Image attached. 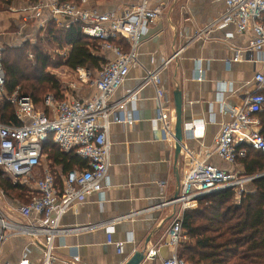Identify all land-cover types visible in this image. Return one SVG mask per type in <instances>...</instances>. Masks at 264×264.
Returning <instances> with one entry per match:
<instances>
[{
  "label": "built area",
  "instance_id": "1",
  "mask_svg": "<svg viewBox=\"0 0 264 264\" xmlns=\"http://www.w3.org/2000/svg\"><path fill=\"white\" fill-rule=\"evenodd\" d=\"M27 1L23 7L16 8L12 4L9 7L20 13L22 32L29 26L39 31L49 20L65 27L79 24L84 34L100 41L104 53L110 52L114 57L102 64L96 78L90 81L93 89L90 96L66 94V98L59 99L48 93L43 107L37 108L33 99L23 94L19 87L13 92L8 90L0 50V106L9 104L18 121H0V169L15 184L26 187L28 198L27 202L18 203L16 207L10 205L5 209L0 206V256L1 246L9 237L25 235L35 245L42 246V264H81L79 253L62 256L59 250L65 249L66 245L57 244V239L94 225L64 228L62 220L90 195L104 189L111 166V126L115 119L133 122L126 116L115 117L114 114L118 110H126L128 103L137 98L132 94L112 101V97L125 83L131 66L138 61L142 37L149 26L162 16L163 6L153 7L149 5V0H141L117 12L86 7L87 0ZM230 25L235 26L239 33H250V52L253 55L264 51V0H226L225 12L198 31L196 36L208 35ZM228 36L232 37L233 33L228 32ZM120 38L128 43L127 50L114 42ZM241 59V52H238L235 60ZM151 62L155 63V59L152 58ZM162 68L148 71L145 82L153 84L157 91L159 116L156 121L167 137H174L173 107L162 87ZM77 70L82 81L91 77V70ZM199 73L198 79L202 80L203 70L200 69ZM255 81L256 89L245 102L229 107L230 119L222 124L212 152H206L205 157L200 159L196 152L186 148L178 196L167 202L180 205V209L174 212L166 242L172 249V255L164 259L163 264H187L179 255L178 247L185 234V212L194 202L202 196L227 189H233L240 201L250 190L248 185L264 176V173L247 175L242 170L243 161L250 151L264 153V135L253 126L259 123L258 114L264 110V71L256 73ZM186 128L195 138L202 139L206 122L203 119L194 120ZM47 142H52L65 153H76L86 161V165L63 172L44 153ZM212 153L229 168L210 163L208 158ZM106 232L108 243L116 244L118 252L123 253L124 243L113 238L115 226H106ZM161 246L147 250L146 257L156 256ZM0 264L10 263L0 260ZM18 264H32L27 253Z\"/></svg>",
  "mask_w": 264,
  "mask_h": 264
},
{
  "label": "crops",
  "instance_id": "2",
  "mask_svg": "<svg viewBox=\"0 0 264 264\" xmlns=\"http://www.w3.org/2000/svg\"><path fill=\"white\" fill-rule=\"evenodd\" d=\"M87 1L86 7L121 12L141 0ZM27 2L15 0L12 5L19 8ZM149 5H162L163 14L145 31L138 49V61L131 66L125 83L112 97V101H118L136 95V100L128 103L126 110L114 114L115 117L126 116L133 122L115 119L111 126V166L104 189L90 195L62 220L64 228L94 226L57 239V244L66 245L59 250L62 256L79 253L81 264H124L146 245L148 239V250L162 246L156 256L146 257L141 264H163L164 259L172 255L166 242L174 212L180 209V205L167 204L175 197L178 185L175 139L167 137L156 121L159 116L157 91L153 84L145 82L147 72L163 67L162 87L172 103L174 129L173 93L176 89L183 93V123L199 119L206 122L202 139L189 132L186 134L179 157L181 173L186 148L196 152L200 159L206 152H212L222 124L230 119L229 107L245 102L256 89V73L264 71V51L254 55L250 52V33H239L230 25L208 35L196 36L225 12L226 0H149ZM9 9L14 16L8 25L0 18V26L5 25L6 29L16 26L15 36L23 35L25 39L35 36L38 30L30 26L22 32L20 13ZM6 14L8 12L0 11V16ZM13 18L16 20L12 21ZM228 32L233 36L229 37ZM11 39L13 37H8ZM238 52L243 59L235 60ZM104 55L106 59L114 57L110 52ZM152 58L155 63L151 62ZM200 69L204 73L202 80L198 79ZM92 92L91 87L83 96H90ZM258 118L259 123L253 126L264 133V110ZM208 161L229 168L214 153ZM109 225L115 226L114 240L124 243L123 253L118 252L116 244L108 243L106 226ZM26 253L32 264H42V246L35 245L28 236L12 235L1 246L0 260L18 264Z\"/></svg>",
  "mask_w": 264,
  "mask_h": 264
},
{
  "label": "trees",
  "instance_id": "3",
  "mask_svg": "<svg viewBox=\"0 0 264 264\" xmlns=\"http://www.w3.org/2000/svg\"><path fill=\"white\" fill-rule=\"evenodd\" d=\"M14 1L0 0V11L10 10L9 7ZM41 33L44 38L40 39L57 43L60 54L55 58L44 53L40 45L29 46L30 43L25 42L22 45H5L1 59L8 90L13 92L19 87L23 94L33 99L37 108L44 104L46 95L42 96V92L50 87L53 91L49 93L59 99L66 98L59 81L46 72L50 63H57L72 70L86 68L93 72L98 71L108 60L101 49L100 41L84 34L79 24L65 27L49 20L46 26L39 30V34ZM114 42L128 49V43L123 38ZM29 47H33L36 61L35 64H30L32 71L27 74L26 51ZM38 72L40 76H37ZM0 121L18 123L9 104L0 106ZM44 153L48 154L56 165L61 166L63 172L86 165V161L76 153H65L52 142L45 144ZM243 166L247 175L264 173V153L250 151L243 161ZM0 185L10 189H26L21 184L2 179L1 169ZM235 196L233 189L202 196L198 199V208L185 212V233L196 239L193 244L185 243L182 254H179L187 264H264V176L252 182V188L240 201L236 200Z\"/></svg>",
  "mask_w": 264,
  "mask_h": 264
},
{
  "label": "rangeland",
  "instance_id": "4",
  "mask_svg": "<svg viewBox=\"0 0 264 264\" xmlns=\"http://www.w3.org/2000/svg\"><path fill=\"white\" fill-rule=\"evenodd\" d=\"M6 12H8V14L4 16H0V18L4 20L5 23L3 24L8 25L11 21V17H13L14 14L11 13V11L9 10ZM15 20L16 18H13L12 21H15ZM5 25L0 26L1 53H3L2 50L4 49L5 45H8V44L22 45L25 42H29L30 43L29 46L36 45V44L40 45V48L43 50V52L48 53L49 55L52 56V58H55V56L58 55L59 52L57 49V43L52 40L43 39L44 38L43 33L39 34V31H38L35 34V36L33 35V37H28L25 39L23 35H21V37L15 36V31L17 29L15 30L13 26L6 29ZM8 37H13V39L8 40ZM40 37H43V38L40 39ZM17 39H19V42L17 41ZM26 53H27L26 59L28 61V63L26 64V73L29 74L32 71V67L30 66V64H35L36 56H35V51L33 47H29ZM1 57L3 58V55ZM46 72L53 75L59 81L61 85V89H63V92H65V95L69 94V95H74V96L85 95L91 89V82H92L91 80H94L98 74V71L96 70L93 72L91 71L92 74L89 80L82 81V79H80V73L78 72V70H72L66 66L59 65L57 63L56 64L50 63V66L46 68ZM37 76H40V72L37 73ZM23 83H27V82L23 81ZM77 88L79 89L77 90ZM76 90L79 92H76ZM50 91H53L51 87L45 90L44 92H42V96L48 94ZM39 107L42 108L43 105H39ZM242 170H245L244 167ZM36 171L37 170H35V173ZM2 179H8L11 183H14V181L10 177L4 175L3 173H2ZM16 184H19V183H16ZM248 188L249 189L252 188V182L251 184L248 185ZM235 199L237 200V195L235 196ZM27 201H28V198H27L26 189L25 190L10 189V188H5L0 185V206L1 207L5 209H6V206H10V205H12L13 207H16L18 203H25ZM192 205L193 206L190 209H195L199 207L198 201L194 202ZM195 241H196L195 238H191L188 234L185 233L178 247V253L182 254L183 245L185 243L193 244L195 243Z\"/></svg>",
  "mask_w": 264,
  "mask_h": 264
},
{
  "label": "water",
  "instance_id": "5",
  "mask_svg": "<svg viewBox=\"0 0 264 264\" xmlns=\"http://www.w3.org/2000/svg\"><path fill=\"white\" fill-rule=\"evenodd\" d=\"M174 102L176 107V123H175V133H174V139H175V150H176V178H177V189L175 192V197L178 196L179 189H180V167H179V157L181 155V152L185 146V138L187 131V124L183 123V93L180 89H176L174 91ZM150 239L146 241V245L142 247V249L135 251L133 256L126 261L124 264H141L145 258H146V252H147V245L149 243Z\"/></svg>",
  "mask_w": 264,
  "mask_h": 264
}]
</instances>
